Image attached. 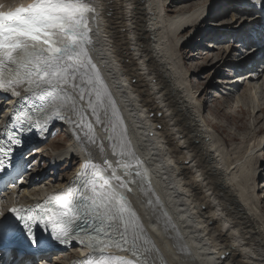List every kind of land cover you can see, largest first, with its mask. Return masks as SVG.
I'll use <instances>...</instances> for the list:
<instances>
[{
  "label": "bare ground",
  "instance_id": "obj_1",
  "mask_svg": "<svg viewBox=\"0 0 264 264\" xmlns=\"http://www.w3.org/2000/svg\"><path fill=\"white\" fill-rule=\"evenodd\" d=\"M167 1L94 0L98 16L95 22L90 20L89 25L94 42L90 54L120 110L127 129L126 139L148 171L150 191L146 185L138 183L128 184L131 191H127L153 248L147 257L148 264H264V208L254 192L257 160L264 149V132L259 127L241 138L236 134L223 135L224 128L205 118L203 95L199 99L201 91L193 90L178 49L186 41L185 37L190 41L197 32L201 35V32L211 31L201 26L212 16L211 11L218 9L221 14L231 10L236 15L243 12L245 17L254 15L256 18L250 19L247 25L242 24L243 21L235 26L225 25L230 27V37L240 34L239 38L248 41L250 49L234 58L232 47L227 46L219 55L225 53L221 64H227L230 56V64L241 66L232 72L236 73L232 76L235 80L226 81L231 90L247 85L246 89L252 92L249 94L252 103L260 107L259 88H264V81L258 85V80L264 75V40L261 36H246V30L250 31L252 26L259 29L264 19L256 15L259 7L251 0H171V3H180L174 9L170 5L168 8ZM28 2L0 0V10ZM233 18L234 15L231 21ZM210 24L213 22L209 21ZM216 29L219 33L220 27ZM224 34L226 32H221L223 40L227 38ZM215 59L212 57L211 63L215 61L213 65L218 68L220 58ZM262 106L259 111L264 110ZM262 117L256 113L254 118L261 122ZM2 120L4 115L0 112V124ZM54 127L68 129L69 140L66 146L52 149V169L60 162L77 161L78 169L72 178L89 154V148L98 162L107 158L115 165L117 157L108 146L107 132L100 126H95V136L105 142L103 156L87 137L78 142L73 125L67 121L57 122L48 134ZM237 139L240 141L236 142ZM45 141H41V145ZM36 151L25 156L24 179L18 181L11 193L31 197L69 184V176L52 175L48 180L41 179L36 173L39 164L35 160ZM52 178H55L54 183ZM5 196L0 202L7 199ZM165 220L169 221L167 227ZM14 250L10 251L13 260L17 258ZM71 253L75 255L73 258L68 255ZM77 253L70 251L66 253L68 257L58 258L42 254L35 264H65L83 256ZM118 253L126 254L123 250ZM22 257L17 264L35 262L27 254Z\"/></svg>",
  "mask_w": 264,
  "mask_h": 264
},
{
  "label": "snow or ice",
  "instance_id": "obj_2",
  "mask_svg": "<svg viewBox=\"0 0 264 264\" xmlns=\"http://www.w3.org/2000/svg\"><path fill=\"white\" fill-rule=\"evenodd\" d=\"M251 3L264 8V0ZM97 16L94 0H29L0 10V112L5 118L0 125V184L16 185L27 171L19 164L27 144L33 137L46 139L57 122L72 124L75 139L87 137L103 156L105 142L95 136V126H100L117 157L115 165L107 158L101 163L89 148L68 186L35 207L0 210V251L17 242L11 216L32 247L40 242L37 228L59 244L77 240L86 245L88 256L80 264H148L153 248L125 195L130 183L150 191L148 171L126 139L120 110L90 54L94 42L89 25ZM168 223L164 221L165 227ZM113 246L127 255L109 256Z\"/></svg>",
  "mask_w": 264,
  "mask_h": 264
},
{
  "label": "rangeland",
  "instance_id": "obj_3",
  "mask_svg": "<svg viewBox=\"0 0 264 264\" xmlns=\"http://www.w3.org/2000/svg\"><path fill=\"white\" fill-rule=\"evenodd\" d=\"M5 1L14 2L15 0H5ZM167 2H168V8L171 6L170 7L171 9H174L177 5L179 6L180 4V3H177V4L171 3V0L170 1L168 0ZM210 15L212 16L207 17L205 21L201 24V26L203 28H211V31L206 32V33L201 32V35L197 32V34L195 35L196 37H193L194 39H191L192 36H190L189 37L191 39L190 41L186 39V41L182 42L178 47L179 51L182 54V59L185 62L184 68L185 70H187L188 76H190V80L192 81L193 90L197 91V93L201 91L200 95L198 96L199 99H202V95H203V98H204L202 102L203 115L205 118L209 119L210 122L216 123L218 127L224 128L225 132L223 135L236 134L239 138H241L245 135H251L254 132V130L256 129L258 130L259 127L261 128V132H264V119L261 122H257L258 119L254 118L256 113H257V116L259 117L263 116L262 118H264V110L259 111L260 107L263 108L262 104L264 105V88L263 87L259 88V91H260L259 98H260V103H261L260 107L255 105V103H252V100L249 96V94L251 95L252 92L250 93V90H248L249 88L246 89V87H248L247 85L246 86L245 84L240 85V86L238 85L235 87L234 90H231L230 84L227 83L226 81H229L231 80V78H234L232 76H234L236 73H232V72H235L233 70L234 69L237 70V68L241 66L239 64L238 66H236L235 63L230 64L229 62L230 56L227 58L228 59L227 64H221L222 63L221 56H224L225 53H222L221 55H219V53L222 52L227 46H229L228 49L232 47L231 54L233 53L235 54L234 58L242 55L244 53L243 50H246L247 48L250 49V46L244 49L241 46V44L237 45V43H234L232 41L234 36L230 37L229 35L230 33H228L230 32L229 31L230 27H227L231 25H234V26L238 25L241 21V16H243V18H245V16L243 12L242 14L239 13L238 15H236V13L231 12V10H228L225 13L219 14L218 9L215 12L211 11ZM233 15L234 17H237V18L231 21V17ZM209 21L210 22L212 21L213 24L209 25ZM214 23H219V24L221 23L222 25L220 26L219 24L214 25ZM219 27H220L219 29L220 31L218 33L216 28H219ZM221 30L226 32V34L224 35H226L227 38L224 40L222 39V36H221V32H223ZM194 32L195 31L190 32V35ZM211 33L212 35L210 36V38H207V36H209V34ZM238 35L240 34L235 35L236 40L237 38H239ZM235 37H234V41H235ZM210 40L212 42H210ZM215 41H219L217 45L215 44L217 43ZM209 45H213V46H209ZM211 56L215 57L216 59L220 58L218 68L214 67L216 64L213 65L215 61L211 63V58H212ZM258 81H259L258 85L262 84V82L264 81V75ZM212 86L214 88H208ZM243 91H245L246 95H243L244 94ZM249 102H251V104H249ZM57 131L59 132V134ZM53 134L54 136L53 138H51L50 140L51 142L48 141L46 144L44 143L42 145L40 143L39 145L35 147V148H38L37 150L39 152L36 151L35 148L29 151V153L33 151H36L38 153L35 159L37 163H39L38 166L36 167L38 168L36 173L39 175L41 179H45V180H48L49 178H51L52 175L61 176L64 178L69 176L70 178L74 174V172L78 169V167L76 166L77 161H73L70 159L65 162H60L59 166L55 167L54 169H52L50 166L52 162L51 161L52 152H53L52 149L55 150V149L66 146L69 140L68 129L64 127H58V128L54 127V129L52 128V130H50V135H53ZM239 141H240L239 139L236 140V142H239ZM257 166H258V172L255 175L254 192L256 196L260 199V204L264 208V186H263L264 185V149H262L261 153L258 156ZM54 181H55V178H52L51 182L54 183ZM66 253H70V251L58 252V253H55V255L57 256V258L60 256L68 257V255L69 257L71 256V258L75 256V255L73 256L72 253L68 255H66ZM55 255L54 257H56Z\"/></svg>",
  "mask_w": 264,
  "mask_h": 264
}]
</instances>
